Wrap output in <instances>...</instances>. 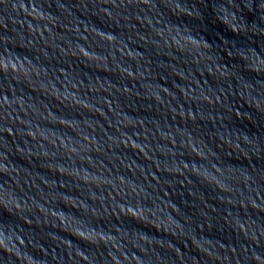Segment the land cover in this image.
<instances>
[{"label":"water","instance_id":"obj_1","mask_svg":"<svg viewBox=\"0 0 264 264\" xmlns=\"http://www.w3.org/2000/svg\"><path fill=\"white\" fill-rule=\"evenodd\" d=\"M0 264H264V0H0Z\"/></svg>","mask_w":264,"mask_h":264}]
</instances>
